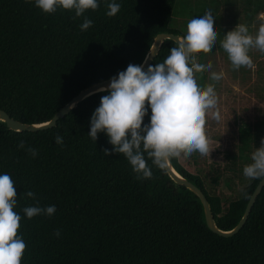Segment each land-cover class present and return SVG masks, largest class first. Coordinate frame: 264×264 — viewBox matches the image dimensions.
Listing matches in <instances>:
<instances>
[{
  "label": "trees",
  "instance_id": "trees-1",
  "mask_svg": "<svg viewBox=\"0 0 264 264\" xmlns=\"http://www.w3.org/2000/svg\"><path fill=\"white\" fill-rule=\"evenodd\" d=\"M112 2L121 7L110 17ZM174 3L98 0L96 10L76 16L74 9L62 7L45 13L35 0H0V108L21 123L48 122L84 87L117 76L129 64L142 65L157 33L185 36L168 25ZM254 4L242 21L249 31L253 22L260 24L255 14L264 10V0ZM85 18L93 23L82 31ZM175 46L165 39L150 65L162 63ZM194 55L198 63L207 62L208 53ZM199 74V85L213 83L206 71ZM108 94L86 96L47 129L12 131L0 121V174L14 181V211L21 216L18 235L26 243L21 264H264V186L236 233H215L200 197L153 165L147 153L152 178L138 179L123 154H103L113 148L105 133L91 139L90 118ZM150 115L149 108L145 124ZM263 129V116L241 125L240 153H227L224 165L198 152L190 156L195 172L178 158L170 160L206 193L221 229L237 224L259 181L245 178L243 167L251 141L259 142ZM57 135L63 145L55 142ZM21 141L24 148L18 147ZM28 147L37 151L35 157ZM223 179L231 194L220 188ZM27 191L35 198L27 197ZM50 205L56 207L51 216L29 219L23 211Z\"/></svg>",
  "mask_w": 264,
  "mask_h": 264
},
{
  "label": "clouds",
  "instance_id": "clouds-1",
  "mask_svg": "<svg viewBox=\"0 0 264 264\" xmlns=\"http://www.w3.org/2000/svg\"><path fill=\"white\" fill-rule=\"evenodd\" d=\"M35 5L45 13H54L57 7L74 9L76 16L99 7L98 0H35ZM120 7L118 3H109L107 15H116ZM92 23L85 18L80 25L81 30L88 29ZM217 39L215 18L210 12H205L202 17L187 22L186 35L170 49L162 63L149 65L147 70L141 65L129 64L126 70L111 78L107 88L99 89L109 94L101 97L94 110L88 134L94 141L100 132L107 135L113 148L111 151L103 149L105 156L112 152L123 154L138 179H150L153 175L145 153L153 165L162 170L172 158L182 155L190 157L198 152L202 156H210L214 148L210 147L205 124L210 111L213 119H220L218 97L215 84L201 86L197 83L195 73L211 70L212 64L198 63L194 54L211 52ZM220 47L227 53L233 69L254 68L249 52L257 49L264 53V15L260 17L255 35L246 24L238 23L224 34ZM223 75V72L211 71L209 79L218 82ZM149 108L150 122L145 124ZM55 142L63 145V138L57 135ZM18 147L24 148L25 143L21 141ZM27 151L33 157L37 155L31 147ZM251 161L243 167L244 177L264 180V137L260 147L252 153ZM14 185L9 174H0V264H21L26 249L25 241L18 235L21 216L14 211L17 205ZM25 195L35 198L32 191ZM23 211L31 219L40 214L51 216L56 207L29 206ZM55 235H60L59 230Z\"/></svg>",
  "mask_w": 264,
  "mask_h": 264
},
{
  "label": "rangeland",
  "instance_id": "rangeland-1",
  "mask_svg": "<svg viewBox=\"0 0 264 264\" xmlns=\"http://www.w3.org/2000/svg\"><path fill=\"white\" fill-rule=\"evenodd\" d=\"M251 4H248L247 0H175L168 25L179 33L186 34L187 22L190 19L202 17L205 12H210L215 18L218 39H220L217 41L220 42L229 30H232L238 23L243 24L244 16L250 14L248 11ZM261 15H264V11L255 14L259 19ZM259 26L258 22H253L250 32L255 35ZM249 55L255 65L254 68L233 69L227 53L220 47V43H216L206 56L207 62L203 61L205 65L212 64V69L206 71L208 77L211 71L224 74L220 81H213L218 97L220 119L219 121L213 119L211 111L206 117L205 131L211 141L210 147L214 148L208 157L210 162L224 165L228 162L226 161L227 153L238 156L240 153L239 127L246 122L254 124L262 116L264 117V53L252 49ZM196 61L198 62V57ZM198 75L200 76L199 73ZM259 135L261 138L264 137V131ZM260 142L261 139L257 143L254 140L251 141L246 154L249 159L248 163L252 162L251 155L256 148L260 147ZM178 159L189 170L197 171L191 157L182 155ZM237 178L238 176H233V180L238 183ZM220 188L227 194L232 193L224 179Z\"/></svg>",
  "mask_w": 264,
  "mask_h": 264
},
{
  "label": "water",
  "instance_id": "water-1",
  "mask_svg": "<svg viewBox=\"0 0 264 264\" xmlns=\"http://www.w3.org/2000/svg\"><path fill=\"white\" fill-rule=\"evenodd\" d=\"M184 36L180 34H175L172 32H159L155 35L153 38L152 44L149 48V52L145 58V60L142 63V67L144 70H147V67L151 64L153 58L158 53L160 46L162 42L165 39H171L174 42L178 43V41ZM113 77V76H112ZM109 77L107 79L95 82L93 84H90L81 91H79L75 96H73L66 104H64L56 113L53 115V117L46 123L42 124H25L21 123L14 118L10 117V115L7 113L6 110L0 108V121L4 122L7 127L12 131H37L41 129H47L50 127H53L56 125L57 121L65 117L68 113H70V110L75 107L81 100H83L86 96L99 92V89L101 87L107 88L109 85L111 78ZM168 175L176 182L177 184L184 185L185 187H189L192 189L202 200L205 210V217L208 227L214 231L215 233H218L222 236H230L234 233H236L246 222L248 215L251 211L252 205L256 200V197L261 192L263 186H264V180H259L256 184L255 188L253 189L248 202L245 205L244 212L240 218V220L237 222V224L231 228L230 230H224L221 229L216 220L213 213V210L211 208V203L208 199V196L203 191L202 188H200L198 185H196L194 182L189 180L188 178H185L182 176L179 172L176 171V169L173 167L171 161L168 163V165L165 168Z\"/></svg>",
  "mask_w": 264,
  "mask_h": 264
},
{
  "label": "crops",
  "instance_id": "crops-1",
  "mask_svg": "<svg viewBox=\"0 0 264 264\" xmlns=\"http://www.w3.org/2000/svg\"><path fill=\"white\" fill-rule=\"evenodd\" d=\"M251 2H252V1H251ZM251 2H250V4H251ZM251 5H252L251 7L253 8V5H254V0H253V4H251ZM251 7H250V8H251ZM263 11H264V10H263ZM260 12H261V11H260ZM258 13H259V12H257L256 14H258ZM219 40H220V39H219ZM219 43H220V42H219V41H217V44H219ZM219 56H220V55H219ZM222 56H223V55H222Z\"/></svg>",
  "mask_w": 264,
  "mask_h": 264
}]
</instances>
